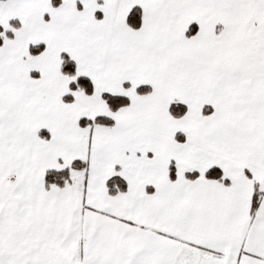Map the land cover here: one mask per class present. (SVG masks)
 <instances>
[{
  "label": "snow or ice",
  "instance_id": "1",
  "mask_svg": "<svg viewBox=\"0 0 264 264\" xmlns=\"http://www.w3.org/2000/svg\"><path fill=\"white\" fill-rule=\"evenodd\" d=\"M0 264H264V0H0Z\"/></svg>",
  "mask_w": 264,
  "mask_h": 264
}]
</instances>
